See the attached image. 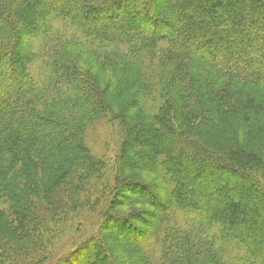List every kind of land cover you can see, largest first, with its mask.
<instances>
[{
    "label": "trees",
    "instance_id": "1",
    "mask_svg": "<svg viewBox=\"0 0 264 264\" xmlns=\"http://www.w3.org/2000/svg\"><path fill=\"white\" fill-rule=\"evenodd\" d=\"M131 1L0 0V264H52L71 210L108 214L90 128L108 115L119 176L165 193L124 184L153 209L143 227L112 217L125 264H264V0ZM85 64L111 74L103 89ZM80 246L63 264L123 262Z\"/></svg>",
    "mask_w": 264,
    "mask_h": 264
},
{
    "label": "rangeland",
    "instance_id": "2",
    "mask_svg": "<svg viewBox=\"0 0 264 264\" xmlns=\"http://www.w3.org/2000/svg\"><path fill=\"white\" fill-rule=\"evenodd\" d=\"M134 1L135 0H132L131 2ZM30 5L33 4L29 2V5H27L26 8H28ZM116 11L121 12V9L118 7ZM18 18L20 21H24L22 17ZM30 24V22H26V26H29ZM18 48L21 49V46L19 45ZM79 51L76 50L75 54L79 55ZM81 70L89 74L101 89H103L105 86L104 84H106L111 79V74L108 71L99 73L97 70L92 69L91 64H85L84 66H81ZM144 71L143 65L139 63L138 69L134 72H139L138 74H142ZM135 76H133L131 80H133ZM124 79L127 80L126 78ZM138 79L140 80L144 78H141L137 75L134 80ZM188 96L191 95L187 93L183 98H189ZM132 97V95L127 96L124 99L118 100L117 103L109 102L114 106L113 109H117V111H119L121 110V107L123 109V107L131 102ZM118 122H116V120H112L108 115L107 121L102 119L100 122L98 121L90 127L93 133H96L91 142L98 143L97 150L104 156V167L101 169V171L94 175L96 179L97 177L99 179L96 180L93 188L99 184L103 186L106 185L107 194L105 196L107 197L112 194V191L114 192V194L108 199V203L106 204V201H104V204L99 208H103L102 210H104V212L107 211L108 214L103 217L97 212L93 213L89 207L80 212L79 210H71L66 222H59L54 226L56 233L49 247V262L52 264H63L66 258L70 256L72 252H77L81 248L80 244L86 241L89 237H96L99 241L105 244L107 249L113 251L115 257L123 261L122 264H125V257H128L130 252H127V248L124 246L125 243L118 237L117 233H115L116 229L113 222L111 221L112 217L126 219L134 222L140 227H143L140 223L142 220L140 217L148 218L147 215L152 212L153 209L149 205L139 202V199L136 197H131L129 194L130 189H128L127 186L124 188V184H133L134 182H139L147 186H151L153 188L152 190L154 191V194L157 195L159 199L165 200V193L163 191L164 186L155 174L145 170L131 171L125 169L121 177L119 176V166L116 163V155L118 154L119 150H122V147L118 141ZM116 177L121 178L120 185L116 183ZM86 188L92 189V186L86 182L83 184V190ZM33 203L38 208L41 207L39 206L40 201L35 200ZM41 214H44V212Z\"/></svg>",
    "mask_w": 264,
    "mask_h": 264
}]
</instances>
